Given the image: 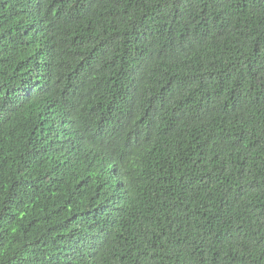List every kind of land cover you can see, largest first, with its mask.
<instances>
[{
    "label": "trees",
    "instance_id": "trees-1",
    "mask_svg": "<svg viewBox=\"0 0 264 264\" xmlns=\"http://www.w3.org/2000/svg\"><path fill=\"white\" fill-rule=\"evenodd\" d=\"M0 264H264V0H0Z\"/></svg>",
    "mask_w": 264,
    "mask_h": 264
}]
</instances>
